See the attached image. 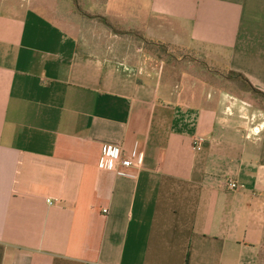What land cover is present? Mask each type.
<instances>
[{
  "label": "crops",
  "instance_id": "crops-1",
  "mask_svg": "<svg viewBox=\"0 0 264 264\" xmlns=\"http://www.w3.org/2000/svg\"><path fill=\"white\" fill-rule=\"evenodd\" d=\"M145 40L264 93V0H0V264H264L260 111L181 92Z\"/></svg>",
  "mask_w": 264,
  "mask_h": 264
},
{
  "label": "rangeland",
  "instance_id": "rangeland-1",
  "mask_svg": "<svg viewBox=\"0 0 264 264\" xmlns=\"http://www.w3.org/2000/svg\"><path fill=\"white\" fill-rule=\"evenodd\" d=\"M142 54L144 57L143 65H147L150 69L154 68L161 78L174 85L181 82V92H188L191 86H198L197 88L204 90L206 87L203 84L217 83L221 87L231 89L242 99L250 101L255 109L260 111L264 122V98L253 93L248 94L247 86L241 79H227L230 75L226 70L212 65L203 56L167 46L150 48V46L146 47L145 45Z\"/></svg>",
  "mask_w": 264,
  "mask_h": 264
},
{
  "label": "built area",
  "instance_id": "built-area-1",
  "mask_svg": "<svg viewBox=\"0 0 264 264\" xmlns=\"http://www.w3.org/2000/svg\"><path fill=\"white\" fill-rule=\"evenodd\" d=\"M196 144H199V140H196ZM141 154L138 152H133L130 157H124L121 148L107 146L104 149V153L100 162V167L106 170H113L117 172L119 176L135 178V174L133 173V169L139 167V163H135V161L140 162ZM229 188L231 190H238L239 185L235 181L229 182ZM56 200L48 199L47 204L53 205Z\"/></svg>",
  "mask_w": 264,
  "mask_h": 264
},
{
  "label": "trees",
  "instance_id": "trees-1",
  "mask_svg": "<svg viewBox=\"0 0 264 264\" xmlns=\"http://www.w3.org/2000/svg\"><path fill=\"white\" fill-rule=\"evenodd\" d=\"M145 46L148 47L150 46L151 47H156V48H159V47H170L168 44H164V43H161V42H158V41H154V40H145L144 42ZM229 73L230 77H228L227 79L229 80H235V79H241L247 86V90L251 93H253L254 95H257V96H260V97H263L264 98V93L261 92L260 90L254 88L249 82L248 80L245 78V76H243L242 74H239V73H235V72H227Z\"/></svg>",
  "mask_w": 264,
  "mask_h": 264
}]
</instances>
